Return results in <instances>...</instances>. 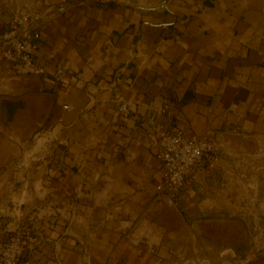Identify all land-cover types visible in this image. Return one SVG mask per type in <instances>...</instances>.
<instances>
[{
    "label": "crops",
    "instance_id": "crops-1",
    "mask_svg": "<svg viewBox=\"0 0 264 264\" xmlns=\"http://www.w3.org/2000/svg\"><path fill=\"white\" fill-rule=\"evenodd\" d=\"M42 1L49 20L38 60L49 73L23 75L0 61V229L42 235L22 264L242 257L241 248L210 249L200 232L210 222L260 230L246 244L262 250L250 264H264V204L242 205L264 153V0H170L155 9V0ZM24 3L0 0V32ZM61 64L63 84L51 74ZM120 100L129 114L118 112ZM151 115L221 145L188 177L181 200L162 187ZM39 134L54 139L40 158L29 145ZM32 197H43L39 211ZM249 212L260 216H242Z\"/></svg>",
    "mask_w": 264,
    "mask_h": 264
},
{
    "label": "built area",
    "instance_id": "built-area-1",
    "mask_svg": "<svg viewBox=\"0 0 264 264\" xmlns=\"http://www.w3.org/2000/svg\"><path fill=\"white\" fill-rule=\"evenodd\" d=\"M48 20L49 13L42 0H25L24 7L7 21L5 29L0 32V58L17 66L20 74H48V68L38 60L41 29ZM51 74L56 82L63 84L68 75L67 66L58 65ZM117 110L121 115H127L131 106L120 100ZM147 121L159 147L162 187L172 198L181 200L188 177L214 160L222 151L221 145L211 135H188L178 127L167 126L155 115L148 117ZM39 239L38 233L25 226L13 230L0 229V264H20Z\"/></svg>",
    "mask_w": 264,
    "mask_h": 264
},
{
    "label": "rangeland",
    "instance_id": "rangeland-1",
    "mask_svg": "<svg viewBox=\"0 0 264 264\" xmlns=\"http://www.w3.org/2000/svg\"><path fill=\"white\" fill-rule=\"evenodd\" d=\"M19 11L21 10L18 9ZM18 12V11H16ZM16 12H13L6 20H10ZM4 13V12H3ZM7 21L5 23L7 24ZM6 27V26H5ZM6 61L5 59H0V61ZM20 74V73H19ZM45 138V141L42 140V138ZM40 139V140H39ZM43 143H39L40 141ZM54 139L49 138L46 139V136L43 134H39V136L34 137L30 142V149H33L34 156H39V158L42 156L43 152H46L47 150H44V146H51ZM257 158L256 171L258 174V177L255 181L250 182V189L257 190L258 193H261L262 196L254 195L251 191L252 196L249 198H243L242 205L243 207L247 208L250 207L251 209L259 208L261 205L264 204V153H261ZM33 168L35 172L40 173L41 172V166L40 165H33ZM257 193V194H258ZM30 202L33 205L34 211H39L38 209L41 207L43 197H32L28 198ZM20 201L25 202L26 198L22 197L19 198ZM26 204V203H24ZM34 217H38L37 214L33 215ZM242 216H251L254 218H258L260 216L259 213L253 212V213H243ZM31 231V230H30ZM33 231V230H32ZM260 230H248L247 228H238L237 226H234L232 222H227L226 224H217L214 222H210L208 225L204 226L203 229H200V232L206 233L211 238L210 241V249L214 251L220 250L223 247L226 249L229 248H238L242 250V257L239 258V256H229V259L226 260L225 264H250L249 258L253 257L254 255H257L262 252V250L256 249V247L253 245L251 248H254L251 250L249 245L246 244V241L248 238H253V236H258ZM39 234V242L36 244L31 251V253H27L23 256L22 260L20 261V264H22L23 259L27 256L32 255L34 252H36L41 243H42V235L41 233L37 232ZM257 233V234H256ZM238 251V250H237ZM232 252V251H231ZM230 253V252H229ZM231 255V254H230ZM242 259V260H241ZM245 260H248L245 262ZM222 264V262H220Z\"/></svg>",
    "mask_w": 264,
    "mask_h": 264
},
{
    "label": "water",
    "instance_id": "water-1",
    "mask_svg": "<svg viewBox=\"0 0 264 264\" xmlns=\"http://www.w3.org/2000/svg\"><path fill=\"white\" fill-rule=\"evenodd\" d=\"M155 4L152 6H149V9H155V8H168V4L170 0H155Z\"/></svg>",
    "mask_w": 264,
    "mask_h": 264
}]
</instances>
